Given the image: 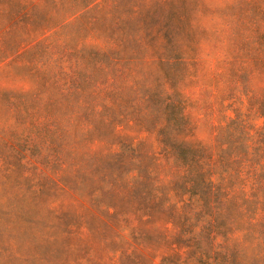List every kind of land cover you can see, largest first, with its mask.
<instances>
[{"label": "rangeland", "instance_id": "obj_1", "mask_svg": "<svg viewBox=\"0 0 264 264\" xmlns=\"http://www.w3.org/2000/svg\"><path fill=\"white\" fill-rule=\"evenodd\" d=\"M219 3L0 0V264H264V59L224 49ZM223 113L236 162L210 158Z\"/></svg>", "mask_w": 264, "mask_h": 264}, {"label": "trees", "instance_id": "obj_2", "mask_svg": "<svg viewBox=\"0 0 264 264\" xmlns=\"http://www.w3.org/2000/svg\"><path fill=\"white\" fill-rule=\"evenodd\" d=\"M218 1L214 14L224 49L243 51L250 59H264V0ZM185 18L186 23L192 20L191 12L190 17L186 15ZM188 38L192 40L190 44L185 43ZM182 40L149 79V86L158 102L185 96L186 80L194 75L202 33L198 28L184 29ZM4 58L5 53L0 49V61ZM222 118L223 121L212 128L215 137L210 158L218 163L236 162L239 153L233 131L226 114L223 113Z\"/></svg>", "mask_w": 264, "mask_h": 264}, {"label": "crops", "instance_id": "obj_3", "mask_svg": "<svg viewBox=\"0 0 264 264\" xmlns=\"http://www.w3.org/2000/svg\"><path fill=\"white\" fill-rule=\"evenodd\" d=\"M191 1H193V0H191Z\"/></svg>", "mask_w": 264, "mask_h": 264}]
</instances>
